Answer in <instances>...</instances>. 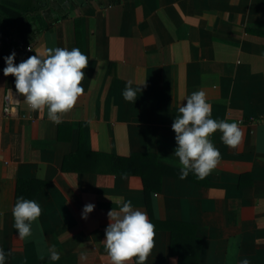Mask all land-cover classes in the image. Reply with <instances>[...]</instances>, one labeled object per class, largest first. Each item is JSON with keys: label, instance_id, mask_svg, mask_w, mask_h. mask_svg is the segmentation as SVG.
<instances>
[{"label": "crops", "instance_id": "obj_1", "mask_svg": "<svg viewBox=\"0 0 264 264\" xmlns=\"http://www.w3.org/2000/svg\"><path fill=\"white\" fill-rule=\"evenodd\" d=\"M57 47L89 59L84 94L59 124L46 109L30 110L15 77L3 74L11 53L19 64ZM129 81L134 103L123 97ZM195 91L205 92L212 119L243 132L236 149L219 130L209 137L221 160L203 180L180 179L174 155L172 124ZM130 155L166 170L147 188L140 175L110 167ZM20 197L42 209L26 239L13 227ZM118 198L155 226L145 264H264V0H0L5 264H112L103 241Z\"/></svg>", "mask_w": 264, "mask_h": 264}, {"label": "clouds", "instance_id": "obj_2", "mask_svg": "<svg viewBox=\"0 0 264 264\" xmlns=\"http://www.w3.org/2000/svg\"><path fill=\"white\" fill-rule=\"evenodd\" d=\"M32 50V49H29ZM16 53L5 57L4 76L15 77L16 92L24 97L32 111L43 112L53 123L62 122V115L71 111L80 96L84 94L81 86L85 77L84 70L89 65L88 57L79 48H50L44 56L33 55L19 64L15 61ZM95 79H93L94 81ZM145 84V82L143 83ZM142 84V85H143ZM141 86V85H140ZM139 86V91L141 88ZM123 97L135 102L137 89L126 86ZM179 115L174 119L172 130L175 132L177 147L174 155L178 157L180 179L194 173L198 180L205 179L217 167L221 153L209 137L219 130L222 142L231 149H236L242 142L243 132L235 122L217 121L211 118L212 106L207 102L204 91H195L182 104ZM43 178L42 173H38ZM122 201L118 210L112 208L108 213L109 225L103 241L112 264H127L136 259V264H145L154 248L155 226L147 214L133 208L131 201ZM95 205L87 204L83 208L82 218L87 219ZM42 212L35 200L20 197L12 208L13 227L20 239L32 235V225ZM50 259H59L54 248L49 249ZM6 254L0 248V264H5ZM242 264H249L247 260Z\"/></svg>", "mask_w": 264, "mask_h": 264}, {"label": "trees", "instance_id": "obj_3", "mask_svg": "<svg viewBox=\"0 0 264 264\" xmlns=\"http://www.w3.org/2000/svg\"><path fill=\"white\" fill-rule=\"evenodd\" d=\"M140 157V156H139ZM136 155H130L129 157L114 158V161H109L115 171H121L127 174L140 175L145 183V186L150 187L153 183V175L158 176L162 174L166 168L159 164L157 161L146 156L145 159H141ZM173 233V241L178 239V233Z\"/></svg>", "mask_w": 264, "mask_h": 264}, {"label": "built area", "instance_id": "obj_4", "mask_svg": "<svg viewBox=\"0 0 264 264\" xmlns=\"http://www.w3.org/2000/svg\"><path fill=\"white\" fill-rule=\"evenodd\" d=\"M13 108L12 102L8 95L5 96V106L3 109L4 116L7 117L10 115L11 109Z\"/></svg>", "mask_w": 264, "mask_h": 264}]
</instances>
